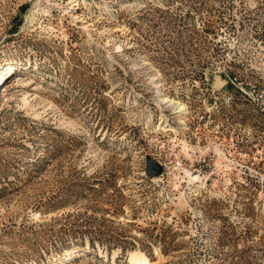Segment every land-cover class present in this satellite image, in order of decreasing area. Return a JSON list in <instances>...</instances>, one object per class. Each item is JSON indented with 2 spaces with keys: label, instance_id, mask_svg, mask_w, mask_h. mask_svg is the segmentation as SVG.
Here are the masks:
<instances>
[{
  "label": "rangeland",
  "instance_id": "374dc122",
  "mask_svg": "<svg viewBox=\"0 0 264 264\" xmlns=\"http://www.w3.org/2000/svg\"><path fill=\"white\" fill-rule=\"evenodd\" d=\"M50 1L0 0V264H264V0Z\"/></svg>",
  "mask_w": 264,
  "mask_h": 264
},
{
  "label": "bare ground",
  "instance_id": "6f19581e",
  "mask_svg": "<svg viewBox=\"0 0 264 264\" xmlns=\"http://www.w3.org/2000/svg\"><path fill=\"white\" fill-rule=\"evenodd\" d=\"M48 2H51L50 0H48ZM71 4H73L74 3V6L72 7V9L74 8V7H76V6H79L80 4L78 3V0H76V1H72V2H70ZM10 69H12L11 70V73H12V71H14V68H10ZM9 69V70H10ZM183 123V122H182ZM167 127L168 126H164L163 128H164V130L165 131H171V130H174L173 129V127L172 128H170V129H167ZM162 129V128H161ZM186 145V144H185ZM188 146V145H187ZM186 146V147H187ZM186 149V148H185ZM186 179H189V184H193L194 183V181H196V179L197 178H194L193 176H191L190 175V172H186V177H185ZM198 181V180H197ZM199 182V181H198ZM201 182V181H200ZM202 183V182H201ZM200 183V184H201ZM67 253H80V254H78V256H81V255H83V253H82V251H79V250H71V251H68ZM66 253V254H67ZM66 263V262H65ZM131 263L132 264H155L154 262H152L148 257H147V255L145 254V253H143V252H135V253H133L132 254V257H131Z\"/></svg>",
  "mask_w": 264,
  "mask_h": 264
},
{
  "label": "water",
  "instance_id": "95a60500",
  "mask_svg": "<svg viewBox=\"0 0 264 264\" xmlns=\"http://www.w3.org/2000/svg\"><path fill=\"white\" fill-rule=\"evenodd\" d=\"M162 172H163L162 166L159 163L153 160H150L148 164L147 174L150 177H152V176L160 175L162 174Z\"/></svg>",
  "mask_w": 264,
  "mask_h": 264
}]
</instances>
